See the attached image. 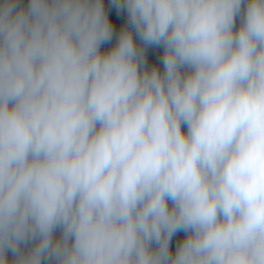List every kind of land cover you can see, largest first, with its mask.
<instances>
[{
	"label": "clouds",
	"instance_id": "1",
	"mask_svg": "<svg viewBox=\"0 0 264 264\" xmlns=\"http://www.w3.org/2000/svg\"><path fill=\"white\" fill-rule=\"evenodd\" d=\"M0 264H264V0H0Z\"/></svg>",
	"mask_w": 264,
	"mask_h": 264
},
{
	"label": "trees",
	"instance_id": "2",
	"mask_svg": "<svg viewBox=\"0 0 264 264\" xmlns=\"http://www.w3.org/2000/svg\"><path fill=\"white\" fill-rule=\"evenodd\" d=\"M105 3L107 4V0H105Z\"/></svg>",
	"mask_w": 264,
	"mask_h": 264
}]
</instances>
